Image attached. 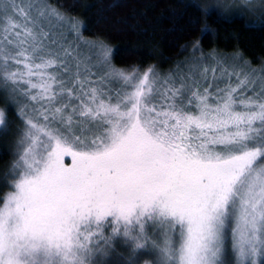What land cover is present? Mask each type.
<instances>
[{
    "label": "snow or ice",
    "instance_id": "snow-or-ice-1",
    "mask_svg": "<svg viewBox=\"0 0 264 264\" xmlns=\"http://www.w3.org/2000/svg\"><path fill=\"white\" fill-rule=\"evenodd\" d=\"M252 3L233 11L264 21ZM62 23L80 38L46 0H0V88L31 102L0 198V264H105L117 243L127 264H264V78L249 96L255 79L223 61L117 68Z\"/></svg>",
    "mask_w": 264,
    "mask_h": 264
},
{
    "label": "trees",
    "instance_id": "trees-1",
    "mask_svg": "<svg viewBox=\"0 0 264 264\" xmlns=\"http://www.w3.org/2000/svg\"><path fill=\"white\" fill-rule=\"evenodd\" d=\"M49 1L79 21L84 40L112 47V62L117 68L165 70L196 53L238 55L252 65L264 63V21L206 6L202 0ZM0 109L6 115L5 125L0 126L3 198L12 182L11 175L8 177L12 142L21 120L15 104L1 88ZM113 260L120 263L116 254Z\"/></svg>",
    "mask_w": 264,
    "mask_h": 264
},
{
    "label": "rangeland",
    "instance_id": "rangeland-1",
    "mask_svg": "<svg viewBox=\"0 0 264 264\" xmlns=\"http://www.w3.org/2000/svg\"><path fill=\"white\" fill-rule=\"evenodd\" d=\"M46 2L51 5L52 8L58 10L62 15H64L66 18L72 20V21H76L78 22L79 25V29H80V38H77L76 34L72 31L69 30V25L66 23H62V26L58 27L57 31H62L68 38L69 42H72L74 44L78 43L80 46V51L84 54H87L89 52V47H88V43L86 40H84L83 35H82V29L80 27L81 24H79V21L76 20V18L68 16L64 11H62L60 8H58L56 5H54L52 2H50L49 0H46ZM202 3H204L206 6L207 5H211L213 8H221L224 11L227 12H234L233 11V5H239V0H202ZM251 7L259 10L261 7H264V0H253V3L251 5ZM241 10H244L241 7ZM96 43V42H95ZM99 43V42H97ZM106 45V44H105ZM107 47H109L110 49H112V47H110L109 45H106ZM194 59L197 62H201L202 64H207L209 66L215 64L217 61H223L225 66H227L230 70L235 67V69L239 72H241V76H243L244 74H249L250 78L255 79V84L250 86L249 90H246V94L251 96L253 94V90L258 91L259 87H260V83H261V78H264V63L263 64H259V65H252L247 61H244L240 56L238 55H218V54H214V53H209V54H195L193 55L191 58H188L186 60L181 61L180 63H177V65H174L173 67L169 68V69H165V70H159L156 69L155 70L161 75H168V74H172L175 75L177 72H186L187 71V66L192 63L194 61ZM113 63V62H112ZM114 65V64H113ZM116 67V66H115ZM94 72H99L102 71V69H97L94 68L93 69ZM219 72V69L217 70ZM232 83L235 84L236 83V78L233 77L232 78ZM220 87H224V83L221 82ZM3 89V88H1ZM5 91V93L7 94L9 100L15 104L16 108H17V113H18V117L20 118L21 122H18V125H20L19 129L17 130V134L14 141L12 142V155H13V159L11 161H14L15 159V154L18 151L17 148V142L20 138V134L21 131L23 130V121L19 115V110L20 107L22 105L28 104L29 105V109L31 108V102L28 101L26 98L16 95L15 98L13 99V97L10 95V93L3 89ZM241 91H245V90H241ZM29 109H25V111H29ZM2 110V109H0ZM5 113V112H4ZM5 120H6V115H5ZM22 124V125H21ZM65 164L66 165H70L71 164V158L70 157H65ZM11 164H10V168H11ZM9 175H11V179L13 180V175L11 173V170L9 169L8 172V177ZM11 180V181H12ZM13 189L11 188V184H10V189L4 194V196L9 193L10 191H12ZM3 196V197H4ZM116 252L104 257V261L105 264H114V260L113 257L116 254L118 256V261L120 262L119 264H127V257L126 255L128 254L127 249L122 246L121 244L117 243L116 244ZM126 253L125 255L122 253ZM146 257V256H145ZM138 259H141L140 257H137ZM149 257H146V259ZM142 264V261H141Z\"/></svg>",
    "mask_w": 264,
    "mask_h": 264
}]
</instances>
